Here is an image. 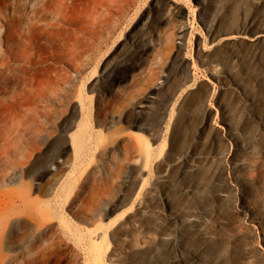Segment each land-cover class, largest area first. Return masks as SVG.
<instances>
[{
  "label": "rangeland",
  "instance_id": "obj_1",
  "mask_svg": "<svg viewBox=\"0 0 264 264\" xmlns=\"http://www.w3.org/2000/svg\"><path fill=\"white\" fill-rule=\"evenodd\" d=\"M69 20L0 70V257L264 264V0H81Z\"/></svg>",
  "mask_w": 264,
  "mask_h": 264
},
{
  "label": "bare ground",
  "instance_id": "obj_2",
  "mask_svg": "<svg viewBox=\"0 0 264 264\" xmlns=\"http://www.w3.org/2000/svg\"><path fill=\"white\" fill-rule=\"evenodd\" d=\"M80 1L0 0V21L3 22L0 28V70L4 69L10 63L15 62L14 60H18L19 66H22L21 68L36 63L38 61L35 58L36 46L52 43L54 35L59 29L69 30L70 27L63 26V23L70 22L69 9L72 5H76ZM39 38L44 39L40 41ZM37 40H39L38 43ZM44 90V87L41 88L42 92ZM13 100L15 101L16 97ZM3 103L4 100L0 98V112ZM2 120L0 116V121ZM4 126V123H0V148L6 149L3 140L11 137V134L9 131H3ZM35 148L36 143L33 140L29 148L30 151L23 153L22 158L18 161L25 162ZM48 226L39 225V233L43 232V229ZM1 233L0 239L2 237ZM3 237L5 238L4 235ZM33 250L35 252L31 253L28 264H44L50 259L53 252L50 245L43 244L40 247L39 244L32 241L29 243L27 251L31 252ZM5 258L4 255L0 257V264H7Z\"/></svg>",
  "mask_w": 264,
  "mask_h": 264
},
{
  "label": "water",
  "instance_id": "obj_3",
  "mask_svg": "<svg viewBox=\"0 0 264 264\" xmlns=\"http://www.w3.org/2000/svg\"><path fill=\"white\" fill-rule=\"evenodd\" d=\"M258 33H263V32L261 31V32H258ZM240 34H241V32H231V33H226V34H223V35H240ZM248 35L254 36L255 34L249 33Z\"/></svg>",
  "mask_w": 264,
  "mask_h": 264
}]
</instances>
